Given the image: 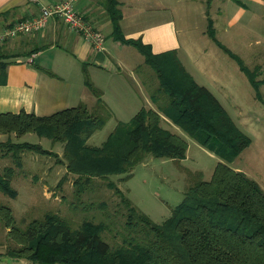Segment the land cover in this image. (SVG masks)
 Returning <instances> with one entry per match:
<instances>
[{"label":"trees","instance_id":"obj_1","mask_svg":"<svg viewBox=\"0 0 264 264\" xmlns=\"http://www.w3.org/2000/svg\"><path fill=\"white\" fill-rule=\"evenodd\" d=\"M114 4L115 0H108L117 23L120 14ZM116 29L119 32L117 24ZM116 37L121 39L119 33ZM131 43L144 54L158 78L157 91L152 92L157 108L142 107L130 122H119L101 146H90L88 139L105 125L112 112L87 70L85 84L97 97L96 111L80 104L48 116L24 110L0 114V134L21 137L37 133L65 143L64 158L68 173L75 176L77 197L91 191L95 178L105 180L125 209L122 241L113 246L103 239L102 234L109 229L106 222L85 220L74 229L57 212H48L23 229L16 225L12 209L0 203V223L15 243L3 255L31 264H264V189L229 164L250 144L249 137L214 94L192 78L176 50L154 54L140 40ZM12 58L0 48V85L7 82ZM165 121L213 150L224 162L219 161L209 180L196 173L172 216L164 224H156L138 210L111 176L131 174L149 155L186 157L187 141ZM25 151L54 155L62 162L57 153L39 144L0 142V158L10 157L13 164L0 172V191L12 197L16 191L11 176L23 165Z\"/></svg>","mask_w":264,"mask_h":264},{"label":"rangeland","instance_id":"obj_2","mask_svg":"<svg viewBox=\"0 0 264 264\" xmlns=\"http://www.w3.org/2000/svg\"><path fill=\"white\" fill-rule=\"evenodd\" d=\"M216 8V3L207 1L203 13L208 17L201 18L198 29H192L195 45L184 44L185 58L182 64L198 84L209 88L236 126L249 137L250 144L228 163L254 179L264 189V20L258 17L249 19L247 15L224 33L222 25L215 21ZM234 14L232 12L231 17ZM228 22L229 19L226 23ZM207 29L209 35L200 37L202 31ZM200 48L202 49L198 52ZM130 49L136 57L134 60L132 58V62L135 65L142 62L143 56L135 48ZM191 51H195L198 58L196 60L201 65L191 58ZM144 65L151 69L147 64ZM139 71V68L135 71L137 76H141ZM150 71L152 75L149 78L154 82L150 92L155 93L159 81L154 71ZM87 74L93 86L100 90L90 73ZM147 77L145 79L148 84L150 79L148 81ZM87 88L95 96L91 88ZM135 88V103L139 105L141 102L148 107V86L139 87L138 84ZM97 102L90 106L92 111H96ZM133 117L125 120H120L116 115L107 117L105 125L88 139V144L92 147L101 146L119 122L128 123ZM174 130L188 143L185 158L149 155L135 166L131 174L111 176L138 210L156 224H164L172 216L173 209L184 199L196 173L209 180L219 161H223L213 150L202 146L178 126H174ZM19 142L39 144L42 148L57 153L62 162H57L54 155L30 151L22 154L23 165L15 168L11 176V186L16 191V196L0 191V203L12 209L17 226L25 229L32 220L40 219L48 212H57L74 229L79 228L85 220L106 222L109 229L102 234L103 239L113 246L122 241L125 209L120 205V198L106 186L104 179L95 178L91 191L77 197L75 176L68 173L64 158L65 143L54 142L37 133L23 135ZM4 158L3 163L13 165L10 157ZM3 169L2 166L0 172ZM14 244L8 236V229L0 223V264H24L18 259L3 255Z\"/></svg>","mask_w":264,"mask_h":264},{"label":"crops","instance_id":"obj_3","mask_svg":"<svg viewBox=\"0 0 264 264\" xmlns=\"http://www.w3.org/2000/svg\"><path fill=\"white\" fill-rule=\"evenodd\" d=\"M207 1L209 0H115L114 9L120 14L116 23L108 0H78L76 10L103 36V50L95 49L81 34L69 29L57 17L49 19L46 27L40 31L15 33L0 43V48L13 56V62L7 68V82L0 85V114L24 110L38 116H48L85 103L91 110L90 106L96 104L97 98L85 85L84 75L87 70L95 85L102 90V99L112 112V117L116 115L120 120H125L135 116L145 107L141 102L139 105L135 103L136 85L148 86L150 92L154 82L149 78L152 75L151 69L144 65V54L131 41H142L151 47L154 54L176 50L183 63L184 44L195 45L192 29H198L201 18L208 17L203 13ZM61 2L62 0H0V34L20 20L39 17L44 7ZM212 2L217 6L215 21L222 25L224 33L247 15L249 19L258 17L264 20V0ZM232 12L235 13L233 17ZM118 33L121 39L116 37ZM207 35L208 29L202 31L200 37ZM130 48H135L143 56L142 62L137 65L132 62V58L134 60L136 57ZM193 54L191 58L200 64ZM31 58L33 60L30 62ZM137 67L141 76L136 75ZM145 77L148 81L150 79L148 84ZM149 92L150 104L147 108L156 109L157 104ZM168 121H165V125L175 131L176 125ZM20 138L15 133L0 134V142L12 140L18 143ZM4 160L5 158L0 159V168L10 164L3 163ZM15 259L31 264L26 259Z\"/></svg>","mask_w":264,"mask_h":264},{"label":"built area","instance_id":"obj_4","mask_svg":"<svg viewBox=\"0 0 264 264\" xmlns=\"http://www.w3.org/2000/svg\"><path fill=\"white\" fill-rule=\"evenodd\" d=\"M78 0H62L61 3L44 7L41 15L35 18H26L18 21L13 27L0 34V43L15 33L36 32L46 27L49 19L57 17L62 19L65 25L81 34L97 50H103L104 38L93 25L85 19L83 14L76 10ZM33 58L30 59V62Z\"/></svg>","mask_w":264,"mask_h":264}]
</instances>
